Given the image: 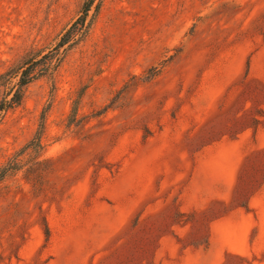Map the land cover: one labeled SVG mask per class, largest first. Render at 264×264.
<instances>
[{
	"label": "rangeland",
	"instance_id": "1",
	"mask_svg": "<svg viewBox=\"0 0 264 264\" xmlns=\"http://www.w3.org/2000/svg\"><path fill=\"white\" fill-rule=\"evenodd\" d=\"M85 1L0 0V73L53 47ZM85 23L0 117V168L18 161L0 181V264H159L163 237L205 248L210 220L264 178L252 152L227 203L181 210L208 145L264 126V0H94ZM42 114L41 150L21 151Z\"/></svg>",
	"mask_w": 264,
	"mask_h": 264
},
{
	"label": "crops",
	"instance_id": "2",
	"mask_svg": "<svg viewBox=\"0 0 264 264\" xmlns=\"http://www.w3.org/2000/svg\"><path fill=\"white\" fill-rule=\"evenodd\" d=\"M243 133L233 142L210 144L204 150L180 196L182 212L206 210L231 199L244 158L264 150V126L254 130L251 145L242 142ZM207 231L205 248L188 246L179 255L175 236L163 237L156 253L159 264H220L226 254L248 257L264 252V178L245 205L210 220ZM182 233L180 228L175 231Z\"/></svg>",
	"mask_w": 264,
	"mask_h": 264
},
{
	"label": "trees",
	"instance_id": "3",
	"mask_svg": "<svg viewBox=\"0 0 264 264\" xmlns=\"http://www.w3.org/2000/svg\"><path fill=\"white\" fill-rule=\"evenodd\" d=\"M94 0H86L82 14L77 17L67 28L58 35V41L53 47L44 50H37L21 60L20 63L0 73V86L4 92L0 98V117L7 111L16 107L22 99V91L25 85L38 77L51 75L63 59L65 53L74 45L79 43L87 33L86 17ZM44 128V114L40 117L38 130L30 142L21 150L31 148L32 151H39L42 148L41 135ZM18 169L16 157L9 159L0 168V181L9 173ZM45 235L48 238L49 230L45 227ZM46 238V239H47Z\"/></svg>",
	"mask_w": 264,
	"mask_h": 264
}]
</instances>
